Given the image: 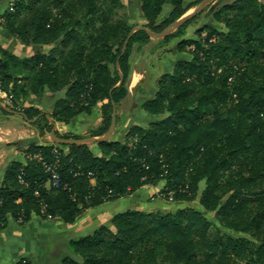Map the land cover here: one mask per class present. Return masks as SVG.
<instances>
[{
    "label": "trees",
    "instance_id": "1",
    "mask_svg": "<svg viewBox=\"0 0 264 264\" xmlns=\"http://www.w3.org/2000/svg\"><path fill=\"white\" fill-rule=\"evenodd\" d=\"M138 1L142 28L161 34L204 0ZM220 5L212 19L223 29L206 26L196 39H183L193 18L161 40L182 38L171 53L184 58L139 104L155 121L129 126L119 141H44L24 149L23 163H10L0 185V231L8 219L22 227L32 216L72 225L86 210L163 183L160 195L171 203L193 201L203 185L199 205L229 234L211 229L193 209L126 210L111 219V230L100 226L46 243L39 264H264V6L258 0ZM165 6L167 16L159 20ZM123 8L120 0H13L0 16L11 39L50 47L47 55L23 60L0 48L8 107L43 120L42 139L52 126L24 104L46 93H63L50 114L61 125L101 105L97 128L86 136L55 133L58 138L80 141L108 132L112 103L117 109L128 97L131 49L151 39L142 30L129 38ZM53 164L58 188L48 185L46 168Z\"/></svg>",
    "mask_w": 264,
    "mask_h": 264
},
{
    "label": "crops",
    "instance_id": "2",
    "mask_svg": "<svg viewBox=\"0 0 264 264\" xmlns=\"http://www.w3.org/2000/svg\"><path fill=\"white\" fill-rule=\"evenodd\" d=\"M2 7V6H1ZM0 7V15L2 14V9ZM3 37L2 29L0 28V39ZM4 38V37H3ZM174 56L169 50L163 54L162 56L155 55L154 59L158 62L156 65L160 64V60L166 56ZM178 55V54H177ZM145 74L147 75L145 78ZM162 75L153 74L146 72H140L135 69H132L131 73V81L128 85V97L134 106H138V110L140 111L139 119L148 122L147 126L150 122L153 121V117L148 116L140 109V102L145 100L146 98L153 97L156 90V80ZM137 77V78H135ZM150 79V80H149ZM151 79H154L153 81ZM156 79V80H155ZM63 95V93L59 94H50L46 93L42 97L34 98L30 97L28 101L25 102L24 106L27 108H34L40 111L42 114L46 116V119L49 118L51 123L55 126V133L63 134H72L77 136H86L90 131L97 128L101 122V111L100 104L94 107L91 110L90 115L81 114L75 117L68 125H61L57 122L53 121L50 118V114L54 107V102L58 97ZM127 97V98H128ZM124 100L122 104L125 102ZM3 102L0 101V185L4 179L5 171L11 162H21L25 161L26 156L24 155V149L26 148H18L12 145L14 142L26 138L38 137L34 134L33 129L28 128H19L17 124H19V119L25 118L23 114H17L12 112L11 109ZM4 107V108H3ZM119 107L116 109V116L119 117ZM142 113V114H141ZM24 117H23V116ZM25 121V120H24ZM48 121V120H47ZM26 122V121H25ZM128 122V120H126ZM50 124V123H49ZM125 124V123H123ZM51 125V124H50ZM53 125L52 128H53ZM125 125H116L114 127V131L112 135H110V139L119 141L122 139L123 130ZM142 126V125H140ZM123 127V128H122ZM115 129H118L116 133ZM122 130V131H121ZM112 136V137H111ZM121 136V137H117ZM47 139L44 137L40 144H43ZM50 142V139H49ZM137 193L133 196H129L124 198L125 202H119L121 199H118L113 202H107L102 204L99 207L86 210L72 225H64L59 220H41L36 216H32L30 222L22 227L18 226L12 219H8V225L5 230L0 231V264H18L20 262V258L23 260H27L29 264H39L41 261V250L39 249L41 246L46 243L45 237L48 238L47 241H64L69 238H76L73 236L81 237L85 235L91 234L98 227L109 224L111 219L126 210H133L131 208L121 209L122 206H130L132 202V198H135ZM128 203V204H127ZM142 211V210H138ZM34 225V226H33ZM54 225V227H53ZM44 228L48 229L45 230ZM53 228V230H61L65 233H75L73 236L67 235L63 239H51L49 231ZM43 229V230H42ZM45 232L48 234L45 235ZM82 232V233H79ZM40 240H44L40 241Z\"/></svg>",
    "mask_w": 264,
    "mask_h": 264
},
{
    "label": "rangeland",
    "instance_id": "3",
    "mask_svg": "<svg viewBox=\"0 0 264 264\" xmlns=\"http://www.w3.org/2000/svg\"><path fill=\"white\" fill-rule=\"evenodd\" d=\"M12 1L13 0H5L2 4H0V7L2 6L1 8L2 9L4 8L2 10V14L8 8L9 3ZM232 1H235V0H210L209 3L207 4L206 8L199 15H197L193 19V22L186 28L183 39H191V38L196 39L195 38L196 37L195 32L201 28L206 27V26H212V27H215L218 29L219 28L223 29L222 25L219 26L218 24H216L213 21L212 12H214L215 10H219L221 8L220 4H222V3L223 4H229ZM120 2L124 6L123 10L122 11L120 10V14L122 16H126V18L129 20V25L132 27V30H134L136 28H140V27L142 28L146 23L142 19L140 11H139V1L138 0H120ZM199 5L200 4H198L196 7L192 8L191 10L186 12L183 17L188 16L189 14H192V12H194V10ZM168 8H170V7L169 6L164 7L165 11L160 15L159 20H161L165 16H167ZM2 34H3L4 38L2 37L0 39V48L4 51H7L9 54L15 55L16 57H18L19 59H22V60L35 56L37 54V52L44 53L47 55V52L50 49L49 46L42 47L40 49L37 47H34L33 45L25 46L22 43H20L19 41H15L14 39H11L9 36L4 34L3 32H2ZM203 36H204V34H203ZM162 39L151 37L149 44L147 46L142 47V48H138L137 45H133L131 52H130L131 73H132V69H135V70L140 71V72L144 71L146 73H149V75L151 73H153V74H159V73L164 74V73H172L173 72V68H174L175 64L179 61H182V59L184 58L183 56L177 55V54H175L174 56L166 55L160 60V64H158V66L156 65L158 62L154 59V56L155 55H157V57L162 56L168 50H169V52L174 51L178 42L182 38L170 40L169 42H167L165 44L162 43V41H161ZM146 76L147 75L145 74V78H147ZM135 78H137V77H135ZM151 80L153 81L154 79H151ZM130 81H131V78H130L129 82ZM129 82H128V85L130 84ZM62 96L63 95H61L58 98H61ZM146 99H150V98H146ZM125 100L126 101L123 104L121 103V105L119 106V111H118L119 112V120L122 123H125L122 125L126 126V128H124V130H123L122 135L125 133L127 128L131 125L137 124V125L144 126L148 123V122L143 121L144 119L141 120L142 118L139 119L138 116L140 114V111L138 110V106L137 107L134 106V104L131 102L129 97L126 98ZM5 108H7V107H5ZM12 112H14V111H12ZM17 114H21V113H17ZM38 119H39L38 117L33 118V119H28L26 117L23 119L20 117V119H19L20 123L17 124V126L19 128L24 127V128H28V129H33L35 131L34 134L36 136H38V138H42V136L40 135V132H39V127L43 126L44 122H43V120L38 121ZM156 119H157L156 117H153V121H155ZM126 120H128V122H126ZM37 121H38V123H37ZM125 126H123V127H125ZM113 131H112V133H113ZM112 133H111V135H112ZM49 134H50V132L46 133L44 135V137L47 139L46 141H49ZM61 135L63 136L65 134L61 133ZM117 137H121V136H117ZM92 150H95V149L93 148ZM162 187H163V183H160L156 187H151V186L143 187L141 190L136 192L137 193L136 197L131 199L132 200L131 205L126 206V203H125V206L124 207L122 206L121 209H125L128 207V208H131L133 210H142L143 212H147L150 214H157V213H164L165 214V213L175 212L178 210L193 209V210L201 212L203 214L204 218L208 222H210L211 229L219 231L220 233H223V234H229L228 231L220 228V226L216 222V219L214 218V213L204 212L202 207L199 205V197H200L203 185L201 186L197 197L189 203H171L170 201L164 200L163 197L160 195V191H161ZM133 195H131V196H133ZM124 200H125L124 198H121V200L119 202H121V203L125 202ZM104 226H107L111 230L110 223L106 224ZM53 227H54V225H53ZM44 229L48 230L46 228H44ZM79 233H82V232H79ZM47 234H48V232L47 233L45 232V235H47ZM49 234H50L51 239L60 240V239H63L64 237H67V235L73 236L75 233L71 232L69 234L68 233L64 234V232L61 230H58V229L56 230V228H55V230H53V228H51V230L49 231ZM73 237H77V236H73ZM45 240H46V243L50 242V241H47L48 238H46V237H45ZM40 241L45 242L44 240H40ZM46 243H44V245L39 248L41 250L40 252H42Z\"/></svg>",
    "mask_w": 264,
    "mask_h": 264
},
{
    "label": "water",
    "instance_id": "4",
    "mask_svg": "<svg viewBox=\"0 0 264 264\" xmlns=\"http://www.w3.org/2000/svg\"><path fill=\"white\" fill-rule=\"evenodd\" d=\"M209 1L210 0H204L194 10V12H192V14H189L188 16H185V17L181 18L180 20L176 21L173 25H171L168 29H166L161 34H154V33H151L149 31L145 30L144 28L140 27V28H136V29L132 30L131 34L129 35V38L134 32L142 30V31H145L150 37L161 38L162 39V38L166 37L167 35H169L171 32H173L174 30H176L179 26H181L185 22H187L189 20H192L197 15H199L206 8V6L209 3ZM258 1L264 6V0H258ZM126 44H127V42H125V44H124V47L122 49L121 55H123L125 53ZM112 106H113V115H112L111 126H110L108 132L104 136H102L100 138H85V139L80 140V141L62 140V139H60V138H58L56 136V134H55V126L51 123V120L49 118H47L48 122L51 125H53V128H52V130L50 131V134H49L50 142L52 144H58V145H92V144H95L97 142L109 141L110 135H111L112 131L114 130L115 121H116V108H115L113 103H112ZM42 140H43L42 138L31 137V138L18 140L16 142H14L12 145H14V146H16L18 148H28V147H31V146L39 145L42 142Z\"/></svg>",
    "mask_w": 264,
    "mask_h": 264
},
{
    "label": "built area",
    "instance_id": "5",
    "mask_svg": "<svg viewBox=\"0 0 264 264\" xmlns=\"http://www.w3.org/2000/svg\"><path fill=\"white\" fill-rule=\"evenodd\" d=\"M0 101L3 102L6 105V107L11 106V96H8L6 93H4L1 90V87H0ZM46 171L49 172V174H50V179H49L48 185L53 187V188H58L59 183H60V179H59V175L55 171V164H53L50 167H47ZM20 182H22L21 178H20Z\"/></svg>",
    "mask_w": 264,
    "mask_h": 264
}]
</instances>
